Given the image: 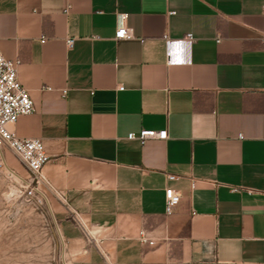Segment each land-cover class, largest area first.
Instances as JSON below:
<instances>
[{
  "label": "crops",
  "instance_id": "obj_1",
  "mask_svg": "<svg viewBox=\"0 0 264 264\" xmlns=\"http://www.w3.org/2000/svg\"><path fill=\"white\" fill-rule=\"evenodd\" d=\"M263 6L0 0V50L34 102L11 130L50 157L47 211L72 264H264ZM119 15L133 39H115ZM143 130L168 140H128ZM167 188L182 196L170 216Z\"/></svg>",
  "mask_w": 264,
  "mask_h": 264
},
{
  "label": "built area",
  "instance_id": "obj_2",
  "mask_svg": "<svg viewBox=\"0 0 264 264\" xmlns=\"http://www.w3.org/2000/svg\"><path fill=\"white\" fill-rule=\"evenodd\" d=\"M126 20V15H119L120 25L116 31V40H129L134 38L132 30L126 25ZM187 39L193 41L192 35H188ZM261 41L264 48V33ZM74 43V39H68V48L72 49ZM19 65V60H8L0 50V175L10 180L19 189L22 196L35 208L45 212L47 211V196L44 192V186L48 182L43 170L49 163L50 157L46 154L44 145L40 139H20L11 130V127L17 123L20 117L28 116L34 111V102L28 90L18 80ZM118 90L124 91L125 88L119 86ZM67 94L68 90L62 91L63 98H66ZM239 138L242 139L243 136L240 135ZM128 140H137L142 145L152 140L166 141L168 140V132L167 130H143L139 134H130ZM6 149L11 150L28 169L30 172L29 178H22L7 166L4 153ZM169 179L174 180L176 177L169 176ZM194 187L195 182L192 183V188ZM247 192L253 195L256 191L248 190ZM181 199V194L175 189L167 188L165 190V214L167 216L174 213ZM141 239L151 246H155L156 244L155 240L147 237L145 231L141 232Z\"/></svg>",
  "mask_w": 264,
  "mask_h": 264
},
{
  "label": "rangeland",
  "instance_id": "obj_3",
  "mask_svg": "<svg viewBox=\"0 0 264 264\" xmlns=\"http://www.w3.org/2000/svg\"><path fill=\"white\" fill-rule=\"evenodd\" d=\"M0 264H72L68 246L51 213L35 208L2 175Z\"/></svg>",
  "mask_w": 264,
  "mask_h": 264
}]
</instances>
